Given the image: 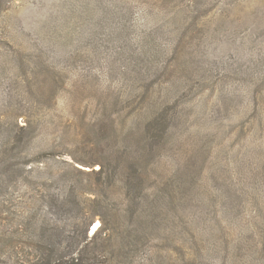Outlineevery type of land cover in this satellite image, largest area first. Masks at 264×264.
<instances>
[{"label": "rangeland", "instance_id": "obj_1", "mask_svg": "<svg viewBox=\"0 0 264 264\" xmlns=\"http://www.w3.org/2000/svg\"><path fill=\"white\" fill-rule=\"evenodd\" d=\"M25 120L27 159L63 154L26 165L27 187L0 172V264L32 251L20 215L90 234L94 207L113 264H264V0H0V150ZM73 157L118 170L96 185ZM58 173L96 193L34 202Z\"/></svg>", "mask_w": 264, "mask_h": 264}, {"label": "trees", "instance_id": "obj_2", "mask_svg": "<svg viewBox=\"0 0 264 264\" xmlns=\"http://www.w3.org/2000/svg\"><path fill=\"white\" fill-rule=\"evenodd\" d=\"M43 87L44 85L39 83L38 90L41 88L40 95L44 92ZM31 129H35V126H32L28 120H25V123L20 125L16 122L15 129L10 131L8 141L4 142V144L6 143L5 146H10L11 151H6L5 147L0 150V172H4V175H6L7 183L12 180H19L23 186H29L27 176L23 175L22 172L26 165L32 162L40 163L45 159H56L63 154L55 147L48 146L27 159L26 157H30V155L24 153L23 149L34 138L30 133ZM97 163H100V161L96 158L80 160L73 157V162L70 165H72V170L76 173L93 177L96 185L111 181L113 173H116L118 168H113V173H111L110 168L105 167L103 163H100L98 168H94ZM20 165H22V168L18 172L15 168ZM82 166L89 168L85 169ZM37 170L42 171L38 168ZM63 177L61 173L56 174L51 179L41 177L42 181L38 182V184L36 182L37 186H42L49 179L51 182L58 183L60 191H57L51 197H39L34 202L46 205V207L56 206L60 209L68 201L66 197L68 190L71 193L81 188L85 192H95L94 188L88 187L87 184L83 185L79 180H70L67 183L63 181ZM60 197L62 201L58 202ZM90 200L98 205V200L95 197ZM89 214L90 218L98 215L101 219L100 225L90 234L88 232L90 221L87 217L86 220L84 216L80 217L82 220L79 223L74 222L72 224L73 227L68 230L63 226L60 227L58 221L48 219L43 214L20 215L18 224L13 227L10 233L16 238V243L13 247L18 248L19 244H21L22 246L19 248L21 251H23V246L32 248L31 252L24 251L22 253V264H113L112 258L105 255L106 249L112 242L108 215L99 207L91 209ZM2 218L0 212V220ZM4 236V233L0 231V241Z\"/></svg>", "mask_w": 264, "mask_h": 264}, {"label": "bare ground", "instance_id": "obj_3", "mask_svg": "<svg viewBox=\"0 0 264 264\" xmlns=\"http://www.w3.org/2000/svg\"><path fill=\"white\" fill-rule=\"evenodd\" d=\"M98 225H99V222L97 221V222L92 226V228H91V232H90V233H92L95 229H97Z\"/></svg>", "mask_w": 264, "mask_h": 264}]
</instances>
